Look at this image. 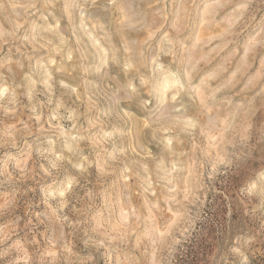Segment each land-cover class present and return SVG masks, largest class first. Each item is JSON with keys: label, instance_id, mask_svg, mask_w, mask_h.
<instances>
[{"label": "clouds", "instance_id": "obj_1", "mask_svg": "<svg viewBox=\"0 0 264 264\" xmlns=\"http://www.w3.org/2000/svg\"><path fill=\"white\" fill-rule=\"evenodd\" d=\"M0 264H264V0H0Z\"/></svg>", "mask_w": 264, "mask_h": 264}]
</instances>
